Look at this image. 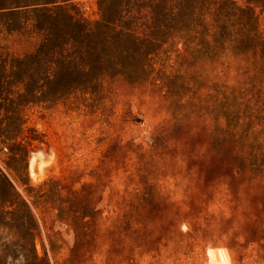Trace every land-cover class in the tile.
<instances>
[{
  "label": "rangeland",
  "instance_id": "1",
  "mask_svg": "<svg viewBox=\"0 0 264 264\" xmlns=\"http://www.w3.org/2000/svg\"><path fill=\"white\" fill-rule=\"evenodd\" d=\"M97 1L72 0L88 20ZM188 7L157 57L163 84L26 106L36 139L25 159L0 144V170L30 214L0 205V264H264V72L233 53L228 28L199 33ZM39 40L0 34L15 56Z\"/></svg>",
  "mask_w": 264,
  "mask_h": 264
},
{
  "label": "trees",
  "instance_id": "2",
  "mask_svg": "<svg viewBox=\"0 0 264 264\" xmlns=\"http://www.w3.org/2000/svg\"><path fill=\"white\" fill-rule=\"evenodd\" d=\"M189 2L199 33L221 36L228 28L233 53L264 72V36L256 13L257 8L264 11V0H98L94 20L82 17L72 0H0V34L40 36L34 49L20 56L0 45V144L26 158L36 139L34 130L24 127L29 104L94 94L117 80L138 83L151 77L154 84H163L166 77L156 67L157 57L163 44L175 43L189 23ZM235 151L242 161L260 155ZM262 168L264 159L253 170ZM0 205L11 206L13 215L30 214L1 170ZM261 224L254 221L256 231ZM261 247L264 252V243ZM37 263L34 255L30 264Z\"/></svg>",
  "mask_w": 264,
  "mask_h": 264
},
{
  "label": "bare ground",
  "instance_id": "3",
  "mask_svg": "<svg viewBox=\"0 0 264 264\" xmlns=\"http://www.w3.org/2000/svg\"><path fill=\"white\" fill-rule=\"evenodd\" d=\"M32 163H33V160H31V162H30V165H29L30 169L32 168Z\"/></svg>",
  "mask_w": 264,
  "mask_h": 264
}]
</instances>
